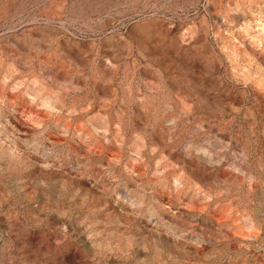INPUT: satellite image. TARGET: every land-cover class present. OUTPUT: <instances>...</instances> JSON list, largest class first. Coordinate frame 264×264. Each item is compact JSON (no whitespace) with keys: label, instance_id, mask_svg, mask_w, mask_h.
I'll return each mask as SVG.
<instances>
[{"label":"rangeland","instance_id":"obj_1","mask_svg":"<svg viewBox=\"0 0 264 264\" xmlns=\"http://www.w3.org/2000/svg\"><path fill=\"white\" fill-rule=\"evenodd\" d=\"M0 264H264V0H0Z\"/></svg>","mask_w":264,"mask_h":264}]
</instances>
